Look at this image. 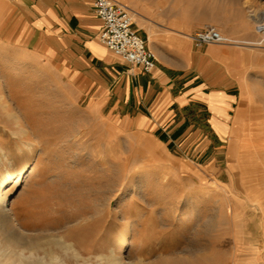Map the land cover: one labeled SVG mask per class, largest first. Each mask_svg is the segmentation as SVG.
Returning <instances> with one entry per match:
<instances>
[{"label": "rangeland", "instance_id": "rangeland-1", "mask_svg": "<svg viewBox=\"0 0 264 264\" xmlns=\"http://www.w3.org/2000/svg\"><path fill=\"white\" fill-rule=\"evenodd\" d=\"M118 1L135 25L206 24L238 48L231 133L217 124L227 137L215 139L193 121L179 140L140 129L0 31V183L13 175L1 188L0 249L25 244L67 264H264V0ZM198 129L206 134L191 136Z\"/></svg>", "mask_w": 264, "mask_h": 264}, {"label": "crops", "instance_id": "crops-1", "mask_svg": "<svg viewBox=\"0 0 264 264\" xmlns=\"http://www.w3.org/2000/svg\"><path fill=\"white\" fill-rule=\"evenodd\" d=\"M136 24L158 57L150 73L125 63L100 41L103 21L95 0H0L1 36L8 38L3 42L72 79L103 108L113 103L138 128L169 130V137L172 133L178 140L190 131L182 132L181 126L191 121L206 122L215 139H225L216 125H227L231 133L241 98L233 69L238 48L216 43L195 49L193 35L206 24L191 22L177 33L156 16ZM219 26L234 36L227 26ZM200 107L205 114L198 113ZM202 133L198 129L191 136Z\"/></svg>", "mask_w": 264, "mask_h": 264}, {"label": "built area", "instance_id": "built-area-1", "mask_svg": "<svg viewBox=\"0 0 264 264\" xmlns=\"http://www.w3.org/2000/svg\"><path fill=\"white\" fill-rule=\"evenodd\" d=\"M95 9L103 21L100 41L125 63L150 73L158 63L157 54L135 28V14L118 0H95ZM197 47L224 44L227 39L214 27H208L193 37Z\"/></svg>", "mask_w": 264, "mask_h": 264}, {"label": "bare ground", "instance_id": "bare-ground-1", "mask_svg": "<svg viewBox=\"0 0 264 264\" xmlns=\"http://www.w3.org/2000/svg\"><path fill=\"white\" fill-rule=\"evenodd\" d=\"M133 13L135 14L134 11H133ZM262 19L264 21V18H262ZM21 131H22V134L25 135L26 132H27V129L25 127H23L21 129ZM29 146L30 145H28L27 148H29ZM29 167H30V165H27L25 167V170H22L20 172V174L17 175L16 177L14 176L15 178L18 179L17 182H20L21 180H23L22 174ZM12 179H13V175L11 173H9L8 176L4 180L1 181V183H0V194H1V190H2L1 188H3V186H5L6 184H8ZM5 201L6 200L3 199V197H0V210L1 209L2 210L4 209V205L3 204H4ZM3 212H6V211L3 210ZM10 217H7V218H10ZM119 232H121V233L118 234L119 235L118 237L121 239L123 236H125L126 234H128V233L131 232L130 231V227L127 228V229H120ZM60 241H62V240H60ZM62 244H64V248L66 249V252L67 251H70V250H73L74 251V255L77 258V260H80L81 259V254L73 247V245L71 243H68L66 241H62ZM47 258L44 257V256H40L39 249H36L33 246L28 247V245H25V244L21 245V247L18 248V249H12V250H9V249H0V264H67V262L64 261L59 255L58 256H56V255L53 256L52 255V257L50 258V261L47 260ZM110 262L112 264H123L121 262V260L118 259V258H116V257H111L110 258Z\"/></svg>", "mask_w": 264, "mask_h": 264}]
</instances>
